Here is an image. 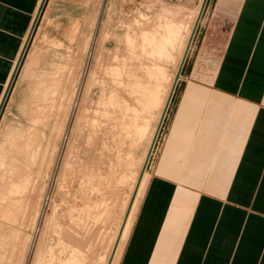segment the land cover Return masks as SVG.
<instances>
[{"label":"rangeland","instance_id":"374dc122","mask_svg":"<svg viewBox=\"0 0 264 264\" xmlns=\"http://www.w3.org/2000/svg\"><path fill=\"white\" fill-rule=\"evenodd\" d=\"M198 15L183 63L208 0L41 1L0 101V264H116Z\"/></svg>","mask_w":264,"mask_h":264},{"label":"crops","instance_id":"0c3cea01","mask_svg":"<svg viewBox=\"0 0 264 264\" xmlns=\"http://www.w3.org/2000/svg\"><path fill=\"white\" fill-rule=\"evenodd\" d=\"M41 1L0 0V101ZM176 82L116 264H264V0H208Z\"/></svg>","mask_w":264,"mask_h":264},{"label":"bare ground","instance_id":"6f19581e","mask_svg":"<svg viewBox=\"0 0 264 264\" xmlns=\"http://www.w3.org/2000/svg\"><path fill=\"white\" fill-rule=\"evenodd\" d=\"M196 20H197V18L195 19V23H194V25H193V27L191 28V31L189 32V35H188V39H187V41H186V44H185V46H184V48H183V50H182V52H181V57H180V61H179V64H178V67H177V71H176V74H175V76H174V79H173V84H172V86H171V88H170V90H169V92H168V95H167V99H166V101H165V103H164V109H165V106H166V104H167V102H168V98L170 97L169 95H170V93H171V91H172V89L174 88V84H175V82H176V80L178 79V77H179V74H180V69H181V65H182V63L184 62L183 60H184V58H185V56H186V54H187V52H188V50H189V47H190V44H191V39H192V35H193V32H194V30H195V25H196ZM127 58V57H126ZM125 62V61H124ZM124 62H122V64L124 63ZM125 64V63H124ZM124 64H123V67H124ZM127 64H129L130 66H131V68L130 69H133V67L135 66V64H133V65H131L130 63H127ZM125 66V68L126 67H130V66ZM137 65V64H136ZM133 66V67H132ZM137 67V71H136V74H137V72L139 71L138 69V65L136 66ZM136 67H134V70H136L135 68ZM127 69V68H126ZM123 70V69H122ZM128 71H129V69H128ZM132 71V70H131ZM119 72V71H118ZM140 72V71H139ZM138 72V73H139ZM120 74V73H119ZM132 74H135V71L133 72L132 71ZM131 74V75H132ZM141 74H142V72L139 74V75H137L136 76V79L135 80H133V82H135V81H137V80H139L140 78V81L143 79V74H142V77H141ZM130 75V76H131ZM121 76V75H120ZM132 76H135V75H132ZM138 76H140V78L139 79H137L138 78ZM121 78V77H120ZM126 78V77H125ZM131 78L132 77H129L128 79H127V83L130 85V87H131V84L133 83L132 82V80H131ZM135 77H133V79H134ZM123 80V79H122ZM144 80V79H143ZM142 80V81H143ZM118 81V80H117ZM121 81V80H120ZM124 81V80H123ZM142 81H141V85L140 86H142L141 88H142V90L144 89H146L147 87H145L146 85H148V83L146 84L145 82V86L143 87V84H142ZM138 82V81H137ZM137 82H135L134 83V86H132V88H134V89H132V90H135V91H137L138 89H140L139 87L140 86H138L139 84V82L137 83ZM123 83V82H122ZM133 85V84H132ZM149 86V85H148ZM85 89V88H84ZM123 90H125V89H123ZM138 91L139 93L141 92V93H143V91ZM147 91V90H146ZM148 92V91H147ZM140 93V94H141ZM54 94V93H53ZM144 94V93H143ZM142 94V95H143ZM146 94V93H145ZM117 95V94H116ZM123 97H124V95H123ZM116 98V97H115ZM120 98H121V96H120ZM122 99V98H121ZM124 99V98H123ZM125 99H126V97H125ZM116 101V100H115ZM126 101L128 102V99H126ZM110 102H112V101H110ZM114 103H116V102H114ZM120 103V102H119ZM130 103V102H129ZM128 103V104H129ZM120 105H121V103H120ZM120 105H118L117 106V108L120 106ZM123 105H124V103H123ZM122 105V106H123ZM113 107V106H112ZM121 107V106H120ZM130 107V106H129ZM109 108H110V106H109ZM116 108V109H117ZM133 108V107H132ZM131 108V109H132ZM121 109H123V107L121 108ZM120 108L118 109L119 111L121 110ZM131 109H130V111H131ZM115 110V109H114ZM114 110H113V112H114ZM124 112L125 111H127L126 109L125 110H123ZM129 111V110H128ZM134 111H135V109H134ZM164 111V110H163ZM112 112V111H111ZM116 112H118V111H116ZM116 112H114V113H116ZM121 112V111H120ZM130 113V112H129ZM133 113V112H132ZM131 113V114H132ZM112 114V113H111ZM118 114V113H117ZM121 114H123V113H121ZM126 114V116L128 115L127 114V112L125 113ZM125 114H123L124 116H125ZM134 114V113H133ZM161 115H162V113H161ZM161 115H160V117H161ZM115 116H117L116 114H115ZM120 117H121V115H120ZM160 117H158V121H157V124H156V127L154 126L153 127V129H152V133H151V136H150V139H149V143H148V146H147V148H146V150L144 151V156H143V160H142V167H143V165L144 166H146L145 164H146V161H148L147 160V158H148V155H149V153H150V150H151V145H152V142H153V139H154V137H155V134H156V131H157V128H158V126H159V123H160ZM123 118V117H122ZM125 119V118H124ZM118 120H119V118H118ZM118 120H116L117 122L116 123H118ZM121 120H123V119H121ZM124 121H126V123H129V121H128V119L126 118ZM124 121L122 122V123H124ZM128 121V122H127ZM132 123V122H131ZM121 124V123H120ZM134 124V123H133ZM133 124H131V125H133ZM136 124V126H137V123H135ZM140 124V123H139ZM138 124V125H139ZM117 125H119V123L117 124ZM125 125H127V124H124V126ZM123 126V127H124ZM135 126V127H136ZM120 127H121V125H120ZM123 127H121V128H123ZM130 127H132V126H130ZM129 128V127H128ZM133 128H134V126H133ZM132 128V129H133ZM137 128V127H136ZM135 129V128H134ZM138 129H139V127H138ZM141 130V129H140ZM132 131V130H131ZM137 131V130H136ZM139 131V130H138ZM143 131H145V129H143ZM135 132V131H134ZM139 133V132H138ZM140 133H142V132H140ZM144 168V167H143ZM145 171V170H144ZM141 172H143V171H141ZM141 175H142V173H140V178H141ZM139 180L140 179H138V182H137V185H138V183H139ZM133 203V202H132ZM131 203V204H132ZM133 205V204H132ZM132 207L133 206H130V208L132 209ZM1 214V213H0ZM130 215H131V210L130 211H128V213H127V215H126V218H125V222H124V225H123V227H122V230H121V235L123 234V232H124V230H125V226H126V224H127V222H128V220H129V217H130ZM14 216V215H13ZM120 235V236H121Z\"/></svg>","mask_w":264,"mask_h":264},{"label":"water","instance_id":"95a60500","mask_svg":"<svg viewBox=\"0 0 264 264\" xmlns=\"http://www.w3.org/2000/svg\"><path fill=\"white\" fill-rule=\"evenodd\" d=\"M182 65H183V63H182ZM182 65H181V68H182ZM181 70V69H180ZM171 96V95H170ZM169 99H170V97H169ZM168 103H169V100H168V102H167V104H166V106L165 107H167V105H168ZM166 109V108H165ZM161 121H162V119H161ZM161 121H160V123H161ZM159 126H160V124H159ZM159 126H158V129H159ZM157 133V132H156ZM155 137H156V134H155ZM155 137H154V139H153V142H152V145H151V149H152V147H153V145H154V142H155ZM150 152H151V150H150ZM150 154V153H149ZM148 158H149V155H148ZM148 158H147V160H148ZM146 163H147V161H146ZM146 165V164H145ZM144 168H145V166H144ZM144 168H143V170H144ZM142 173V172H141ZM140 179V178H139ZM130 206H131V203H130ZM130 206H129V209H130Z\"/></svg>","mask_w":264,"mask_h":264}]
</instances>
